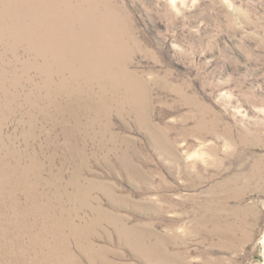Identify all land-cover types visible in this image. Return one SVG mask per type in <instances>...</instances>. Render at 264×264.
Wrapping results in <instances>:
<instances>
[{
    "label": "rangeland",
    "instance_id": "1",
    "mask_svg": "<svg viewBox=\"0 0 264 264\" xmlns=\"http://www.w3.org/2000/svg\"><path fill=\"white\" fill-rule=\"evenodd\" d=\"M0 264H264V0H0Z\"/></svg>",
    "mask_w": 264,
    "mask_h": 264
},
{
    "label": "bare ground",
    "instance_id": "2",
    "mask_svg": "<svg viewBox=\"0 0 264 264\" xmlns=\"http://www.w3.org/2000/svg\"><path fill=\"white\" fill-rule=\"evenodd\" d=\"M41 36H42V34H41ZM68 44H69V43H68ZM85 48H86V50H87V49H90V47H86V46H85ZM3 181H4V180H3ZM5 183H6V182H5ZM2 184H3V183H2ZM7 187H8V185H7Z\"/></svg>",
    "mask_w": 264,
    "mask_h": 264
}]
</instances>
